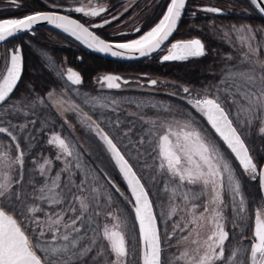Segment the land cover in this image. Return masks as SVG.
<instances>
[{
  "label": "snow or ice",
  "instance_id": "obj_1",
  "mask_svg": "<svg viewBox=\"0 0 264 264\" xmlns=\"http://www.w3.org/2000/svg\"><path fill=\"white\" fill-rule=\"evenodd\" d=\"M250 2L264 13V0ZM185 7L186 0H170L158 23L127 42H109L91 30L104 27L110 20L85 26L56 11L37 12L21 19H0V42L44 21L98 52L128 59L137 55L148 57L173 35ZM106 10L103 6L67 9L89 18L101 16ZM203 10L223 14L218 7ZM134 31L140 32V28ZM230 32L236 34L239 45L229 44L236 57L225 58L230 63H226L221 78L202 91L182 88L188 96L181 99L206 121L210 130L187 110L173 114L171 109H165L168 116L164 119L141 117L148 127L133 144L135 155L124 143L128 134L118 132V119L105 122L100 117L93 119L77 104L65 107L54 90L45 97L10 100L23 71L20 49L15 48L10 58L0 63V106H3L0 134L15 148L13 155L0 139V264H264V205H253L254 224L250 234L245 235L243 227L236 231V221L247 225L249 219L248 200L240 176L259 179L264 190V166L258 168L245 143L254 126L264 135V58L260 55L264 50V29L242 24L231 25ZM229 35V31L224 32L225 37ZM165 50L167 54L162 56V61H186L206 55L205 44L199 38L177 40ZM60 75L73 86L82 84L80 73L71 68ZM97 82L108 89H120L122 83H129L115 74L98 77ZM149 83L156 85L157 81L153 79ZM48 102L70 131L74 133V128L65 112L74 113L81 127L93 134L102 162L106 161L122 177L130 195H125L103 169L97 171L86 166L79 142L57 131H52L47 143L58 150L54 159L62 161L63 166L53 174L52 159L43 158L37 163L33 158L30 164L41 182L37 184L35 176L25 181L27 149H21L19 137L36 121L15 124L13 119L20 113L35 115L34 110L48 107ZM84 103L91 104V110L109 107L99 97L86 98ZM110 103L118 102L112 99ZM102 123L110 131H105ZM220 142L227 151L222 150ZM233 157L242 169L240 174L233 165ZM78 173L79 182L75 179ZM102 177L106 178V184L101 183ZM158 179L162 185L157 184ZM107 185L130 205L134 224L130 225L127 212L114 203ZM153 188L157 189L155 193ZM154 200L159 202V207L154 206ZM229 206L236 243L229 246L226 257L229 231L225 209ZM204 228L207 232L201 235ZM126 233L132 238L131 250ZM245 240L249 243L244 244Z\"/></svg>",
  "mask_w": 264,
  "mask_h": 264
},
{
  "label": "flooded vegetation",
  "instance_id": "obj_2",
  "mask_svg": "<svg viewBox=\"0 0 264 264\" xmlns=\"http://www.w3.org/2000/svg\"><path fill=\"white\" fill-rule=\"evenodd\" d=\"M30 1H32L31 3L36 2L37 5L27 6ZM30 1L15 0V2H13V0H0V9L13 8L18 10L17 13H21L22 15L14 19H19L36 12L56 11L72 16L79 22L84 23L85 26H89L90 24L102 23L103 20L107 19L110 20L111 23L104 25V27L102 28H93L91 30L94 31L96 35H99L101 38L109 42H127L131 39L138 38L141 34L150 30L151 27H153L156 23L159 22L163 14L166 12L167 4L170 3V0ZM53 4H56L61 7L54 8L52 7ZM37 6L38 8L42 7L43 9L47 8L48 10H34L33 12H30V9H34ZM77 6H83L85 7V9L103 6L107 10L102 13L101 16L94 18L85 17L81 13L67 11L68 8ZM207 7H218L222 9L224 13L220 15L206 12L203 9ZM125 8L127 9V11H125ZM188 12L189 16L187 18L189 19H187V21H190V23L195 20L197 21V19H199L200 17L207 18L209 22L214 23L215 21H217L216 19H214L216 16L218 17L234 15V13L228 12L227 10L222 8V6H218L215 4L190 5V9ZM193 13H195V15H193ZM114 16L118 17V19H113ZM183 17H185V13ZM137 27L140 28V32L134 31V29ZM256 29L264 28L259 27ZM216 30H218L217 39H223L225 42L224 44H222V42L218 41L217 44H214L212 50L208 49L206 43L207 41H205V39L201 37L186 38H199L202 40V42L205 44L206 50V55L203 57L189 58L186 61H162V56L167 54L165 50L166 47L170 46L172 42L181 40L177 38L175 34L173 38L167 44H165L159 52H157V54H154L148 58L146 57L145 59L140 61L117 62L99 56L90 48L86 47L73 37H70L62 32L48 28H40L38 32H44V35L42 36V39L44 41L41 43H35L31 41L33 38L38 39L40 37L39 33L34 32L35 30L30 33H27L29 34L27 41L31 49L27 58L34 65L40 64L41 66L48 68L49 66H51L53 70H50V72L53 73V79H55L56 81L65 82L64 87L59 86L57 89L54 90L55 96L62 101H69L72 104L79 105L84 112H87L89 115L93 116V119L100 117L105 122H110V110L115 108V111L118 112V114L120 115L119 119L121 122L118 131L121 135L126 132L128 136L124 138V143L128 144V146H133V144L138 141L135 136H138L137 132L140 130L138 125L140 120L138 116L139 108L142 104L145 105V108H150L151 105H156L157 102H159L160 100L166 99L168 103L171 104L174 108L173 114H175L177 111L184 112L186 106L190 111L200 117V115L194 109H192L191 105H189L186 100L181 99V97L188 96V94L183 93L182 88L188 87L190 91L197 92L202 91L206 86H209L206 81L216 83L221 78L220 74L223 72L226 63H230L226 61L225 58L228 55H232L234 58L236 57V52L233 50L232 47L229 46V44H232L234 46L239 45V42L236 38V34L230 32V27L229 29L227 27H218L216 28ZM226 31H229V37L224 36V32ZM120 33H126V35H120ZM222 34L223 36H221ZM16 39L9 41L2 46L6 47L5 49L7 52V58H9L10 50L14 51L15 48L20 46L21 55L23 56L24 61L25 58L23 48L19 43H17ZM257 40H260L259 33L257 34ZM260 55L262 58H264V50L261 51ZM191 61L199 62V65L201 66V70H198L200 74L199 76L197 75V78L199 77L203 83L198 87H195L194 85L189 83H185V80L182 78V76H180V74L185 73V79L187 81H193L195 77L193 76L194 74H191L192 70H188L189 67L185 70V65H190L189 62L191 63ZM69 68L80 73L82 77V84L78 86H73L70 84V82L66 81V78H62L60 73H66V70ZM105 74L118 75L124 78L125 80L129 81V83H122L120 89H108L106 85L97 82L98 77H101ZM34 78L35 76H27L28 80H33ZM153 79L157 81L156 85H151L149 83V81ZM47 93H42L39 96L45 97ZM29 96L30 93L27 92L24 94L23 97H27L29 99ZM90 97H99L102 102L108 103L109 107H96L95 110H91V104L84 103V100ZM11 98L12 96L10 97V99ZM112 99H115L118 103L116 105H112L110 103ZM48 103V107H41L34 110L35 114H44L45 112L48 113V111H51L56 114L59 119V122L61 123V126L63 125L67 130L66 132H68L65 136H72L75 140L79 142V147H81L80 143H86L90 141V138H78L75 134L76 131H74V133L70 131L68 125L64 124L63 118L60 116V114L56 111L54 107L51 106L50 102ZM1 107L2 106H0V108ZM152 108V110H155L154 107ZM17 115L23 114L20 113ZM201 120L206 126V121H204L202 118ZM63 126L60 127L58 130L61 135V130ZM101 126L105 127V124L102 123ZM147 127L148 125H145V128ZM207 127L210 129L209 125H207ZM105 131H109L108 127H105ZM249 152L252 155L250 149ZM236 164L239 166L237 162ZM245 177H247V179H249L251 182H258V186L251 189L248 187H242V191L248 200V212L246 214L252 218V228L254 224L253 205H264V200L261 195L259 179L252 180L247 175H245ZM252 192L256 193L255 197L253 196ZM225 202L228 203L227 195H225ZM225 217L226 230L229 231V240L225 243L226 253L229 250L228 247L230 246V244L236 242L235 240H233V213L230 206L225 209ZM236 223L238 224V228L236 229V231H239V228L243 227L245 229V235L250 234L251 229L249 227L250 225L248 221L247 225L241 224L239 221H236ZM206 232V228L201 229V235H204ZM185 235H187V233H185ZM244 242L248 241L245 240Z\"/></svg>",
  "mask_w": 264,
  "mask_h": 264
},
{
  "label": "trees",
  "instance_id": "obj_3",
  "mask_svg": "<svg viewBox=\"0 0 264 264\" xmlns=\"http://www.w3.org/2000/svg\"><path fill=\"white\" fill-rule=\"evenodd\" d=\"M30 1V0H28ZM27 4L28 5H37L36 2ZM208 4H215L218 6H222L225 10L228 12L234 13V15H228V16H216L214 19V23L209 22L207 18L200 17L197 19V21H187V18L189 16V9L190 5H208ZM34 10H48L47 8H42L38 6L34 9H30V12H33ZM18 10L13 9V8H3L0 9V19H14L16 17L21 16V13H17ZM183 22H181L180 27L177 30L176 37L179 39H186L190 37H201L207 41V47L208 49L212 50L214 44L218 41L222 42L224 44V40H218L217 39V31L216 28L218 27H229L231 25H242V24H247L251 25L253 29L256 28H264V18L258 13L256 10V7L251 4L250 0H188V4L185 10V17L182 19ZM40 30V29H39ZM39 30H35L34 32L39 33L40 37L37 39L33 38L31 41L35 43H41L44 40L42 39V36L44 35V32H38ZM29 34H25L23 36H20L19 38L16 39L17 43H19L22 48H23V53H24V75L20 81V84L14 94L12 95V99H21L23 98L25 93H30L29 99H34L36 96H39L42 93H47L49 91H53L57 89L59 86L64 87L65 82L64 81H56L52 77V72L50 70H53L51 66L48 67H43L40 64L39 65H34L30 60H28L27 56L30 53V47L29 43L27 41ZM223 36V34L221 35ZM6 47L1 46L0 47V63H2L5 58L7 57V52H6ZM190 65L186 64V68L188 70H192L191 74L195 77L193 81H187L185 79V73L180 74L182 78L185 80V83H189L194 85L195 87L200 86L203 82L201 79L198 77L199 76V71L201 70V66L199 65V62L197 61H191L189 62ZM64 67V66H62ZM44 70V71H43ZM48 70V71H47ZM193 72V73H192ZM55 74V72H54ZM27 76H35V78L32 80H28ZM174 77V76H173ZM177 78V77H175ZM183 80V81H184ZM206 83L210 86L214 83L210 81H206ZM23 104H21V107ZM152 106V105H151ZM150 106V108H145V105L142 104L139 108V128L140 130L137 132L138 136H135L137 139H139V136L143 134V130H146L145 125L143 124V121L141 120V117L144 118H156L159 116L161 119H164L166 116H168V112L165 111V109H171L172 113L174 112V108L171 104L168 103L166 99L160 100L157 102L155 107V110H152L153 108ZM185 110L191 113L192 116H194L201 124H203L204 128H207V125L205 126L204 123L202 122L201 118L190 111L188 107L185 106ZM3 112V106L0 108V113ZM146 114V115H145ZM16 115V118L13 119V123L15 124H23L26 121L29 120H35L36 124L35 125H29L27 129L23 133L20 134L19 137V142L21 145V149H27L26 155H25V162H24V172H25V181H27L31 176H35L37 180V184L41 182V178L38 175V172L34 171V167L30 164V161L33 158H36L37 163L42 162L43 158H49L52 159L54 162V169H53V174L57 169L63 166L62 161H55V156L58 154V150L54 148V146H50L47 143V140L52 133V131H57L59 130L61 126V123L59 122L58 117L56 114H54L51 111H48V113L44 114H35L32 115L31 113L28 116L24 115ZM119 114L116 111L110 110V122H115L117 119H119ZM11 118V117H7ZM121 123V122H120ZM107 128V127H106ZM110 131V129L108 128ZM210 130V129H209ZM66 128L63 126L61 133L63 136H65L68 132H66ZM119 132V131H118ZM31 134V137H29L28 134ZM111 134V132H110ZM34 137V139H32ZM0 139L4 141L6 145H8L11 148V151L13 155L15 154V148L14 145L11 144L9 139L4 136V134H0ZM247 146L251 150L252 156L255 159V162L258 165V168L261 167L264 163V135H260L258 131L256 130V127L254 126L252 131L249 133L245 140ZM222 150H226L225 145H223L222 142H220ZM79 147V146H78ZM130 150H132V154L135 155V150L133 149V146H128ZM80 151L84 153L83 156V163L86 166H90L93 168H96L97 171L99 168L97 165L94 163V161L85 153V151L79 147ZM123 150V149H122ZM232 162L234 167L237 168L238 174L242 172L240 167L236 164L235 160L232 158ZM73 164H75V161H73ZM135 166V165H134ZM138 174L139 170H138ZM80 174L78 173L75 177L76 181L79 182L80 180ZM241 179V184L242 187H248V188H254L258 186V182L254 181L251 182L245 175L240 176ZM118 184L120 186V189L123 190V192L128 193V188L123 179H118ZM101 183L106 184V178L101 179ZM157 184L162 185L161 180H157ZM148 185H146L147 187ZM27 187V185H25ZM107 187L111 191V195L113 197L114 203H118L126 212H129L131 216L133 217V213L130 210V207L126 205L122 197L119 195V193L115 192V189H111L110 185H107ZM157 191L156 188L152 189V192L155 193ZM87 194V193H86ZM253 196H256L255 192H252ZM255 200V199H254ZM256 201V200H255ZM156 207H159V202L154 200L153 201ZM128 215V214H127ZM130 216L128 215V218ZM251 221L252 218L249 217L248 223L249 227L251 229ZM138 234V233H137ZM179 235V233H177ZM138 239L136 240L137 243V249L139 247V236L137 237ZM176 237H173V240H175ZM236 242H233L231 244H235ZM249 242H244V244H248ZM230 244V245H231ZM132 245L129 246V249L131 250ZM229 249V247H228ZM174 251V250H170ZM229 255V250L225 253V256L227 257Z\"/></svg>",
  "mask_w": 264,
  "mask_h": 264
},
{
  "label": "rangeland",
  "instance_id": "obj_4",
  "mask_svg": "<svg viewBox=\"0 0 264 264\" xmlns=\"http://www.w3.org/2000/svg\"><path fill=\"white\" fill-rule=\"evenodd\" d=\"M62 102L64 103L65 107H69L70 105H72V103H70L69 101H62ZM64 115L67 116L69 123H71L73 125L74 131H76L75 134L78 138L79 137H83L84 139L90 138L89 142L80 143L81 148L94 161V163L97 165V167L99 169H103L104 172H107L109 174V176L112 178V180L115 182V184L119 186L118 179H120V178L122 179V177L116 172V170H114V168L112 166L108 165L106 161L102 162V159L100 158L99 149L97 148V144L93 139V134L91 132H89L87 129L81 127V125L77 122L74 113L65 112ZM13 176L15 177V173H13ZM119 188H120V186H119ZM125 195H130V194L125 193ZM122 199H123V197H122ZM124 202L126 203V205H128L125 200H124ZM128 206L130 207V205H128ZM130 210H131V207H130ZM127 214L130 216L129 217L130 225L134 224L135 223L134 222V214H133V217L131 216V214L129 212H127ZM137 233H138V229L136 230V240L138 239ZM126 239L128 240V245L129 246L132 245V238H131V235L129 233H126ZM61 243H63V241H61Z\"/></svg>",
  "mask_w": 264,
  "mask_h": 264
},
{
  "label": "water",
  "instance_id": "obj_5",
  "mask_svg": "<svg viewBox=\"0 0 264 264\" xmlns=\"http://www.w3.org/2000/svg\"><path fill=\"white\" fill-rule=\"evenodd\" d=\"M187 4H188V0H186V7H187ZM262 6H264V5H262ZM186 7H185V10H186ZM204 9H205V8H204ZM185 10H184V12L182 13V16H181L180 21L178 22L177 29L173 32V35H172L171 37H169V40L166 41L165 44H167V43L173 38V36L177 33V30H178V28L180 27L181 22H183L182 19H183V16H184ZM256 10H257L258 13L262 16V18H264V13H260L259 10H258L257 8H256ZM43 12H49V11H43ZM36 13H37V12H36ZM58 13L61 14V15H67V14H65V13H61V12H58ZM223 13H224V11H223ZM33 14H35V13H33ZM30 15H32V14H30ZM22 18H24V17H22ZM71 18H72V19H75V18H73L72 16H71ZM19 19H21V18H19ZM40 28H48V29L57 30V31H59V32H62V33H64V34L70 36V37H73V36L70 35L69 33H65V32H63L61 29H58V28L54 27L53 25H51V24H49V23H47V22L42 21V22H40V23L34 25L33 28H32L31 30H28V31H22V32L16 34L14 37H10V38H8V40H6V41H4V42H0V46L6 44L7 42H9V41H11V40H13V39H16V38H18V37H20V36H22V35H25V34H27V33H30V32H32V31H34V30H36V29H40ZM73 38L76 39L75 37H73ZM76 40H77V39H76ZM77 41H79L80 43H82L83 45H85V46L87 47V45L84 44L82 41H80V40H77ZM163 47H164V46H162V48H163ZM17 48H19V49H20V52H21V47L18 46ZM162 48H161V49H162ZM161 49H160V50H161ZM91 50H92L93 52H95L96 54H98L99 56L103 57V58L110 59V60L117 61V62H134V61H140V60H143V59L146 58V57H139L138 55H137V58H132V59H128V58H120V57H113V56H111L110 54L101 53V52H98V51H96V50H94V49H91ZM160 50L156 51V52L153 53L152 55L157 54V52H159ZM12 51H13V50H10V52H9V58H10V54H11ZM152 55H151V56H152ZM22 57H23V56H22ZM148 57H150V56H148ZM148 57H147V58H148ZM23 72H24V61H23V71H22L21 79H22V76H23ZM21 79H20V81H21ZM20 81L18 82L17 87L19 86ZM17 87H16V89H17ZM16 89L13 91L12 94H14V92L16 91ZM12 94L10 95V97L12 96ZM225 147H226V146H225ZM236 162L238 163V161H236ZM238 164H239V163H238ZM262 166H264V163H263ZM259 186H260V183H259ZM260 189H261V187H260ZM261 195H262L263 200H264V190H262V189H261Z\"/></svg>",
  "mask_w": 264,
  "mask_h": 264
}]
</instances>
